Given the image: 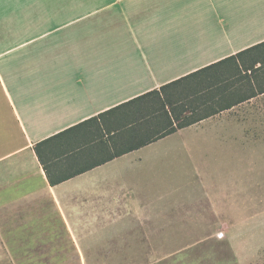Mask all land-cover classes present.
<instances>
[{"label": "crops", "instance_id": "1", "mask_svg": "<svg viewBox=\"0 0 264 264\" xmlns=\"http://www.w3.org/2000/svg\"><path fill=\"white\" fill-rule=\"evenodd\" d=\"M11 14L0 19L1 251L32 264H120L111 252L171 251L170 236L180 228L214 239L206 262L264 264V222L250 224L245 213L256 195L240 192L233 174L213 191L201 176L213 155H236L232 131H240L239 118L255 116L257 95L238 102L229 94L231 79L222 91L230 107L219 108L215 86L211 94L184 93L173 113L166 105L170 117H206L54 185L33 148L89 118H135L122 110L100 114L174 80L180 81L167 90L186 92L190 80L183 77L264 41V0H66L28 4L21 18ZM241 132V148L254 146V132ZM112 134L102 127L82 149L53 159L49 171L65 175L99 162ZM163 161L200 172L197 215L174 213L154 223L144 210L151 201L134 187ZM128 217L136 230L124 233L135 238L115 245L110 236Z\"/></svg>", "mask_w": 264, "mask_h": 264}, {"label": "rangeland", "instance_id": "2", "mask_svg": "<svg viewBox=\"0 0 264 264\" xmlns=\"http://www.w3.org/2000/svg\"><path fill=\"white\" fill-rule=\"evenodd\" d=\"M64 2L66 0H0V19H6L11 17V12L14 10V17H22L23 8L28 4H34L39 2ZM5 28V27H4ZM1 29V28H0ZM257 63L256 66H259ZM264 65H260L259 74L256 77L253 76L254 81L257 83L264 76ZM259 76V78H258ZM255 116L254 118H239L238 125L240 131L236 128L233 129L232 135L235 138L234 144L238 147V152L234 156L233 154L219 153L217 156H212L211 166L202 170L203 181L207 182V186L210 190H214L217 182L218 184L222 179L226 180L230 184V175L236 176L239 183V191L244 189L253 191L256 195V201L254 204H248L253 208L250 224L254 225L264 222V209H261L264 203H258L259 198L264 199V93L257 95L255 101ZM233 127V126H232ZM243 132L255 134L254 146L251 145L248 149L243 150L240 146L242 141ZM238 143H237V142ZM199 156H197L198 158ZM166 165V166H165ZM157 170H150L140 173L142 176L141 184L135 185L134 190L148 197L151 202L146 203L145 211L149 215H152V221L154 223H161L170 214H187L190 211L193 215H197L196 209L201 207L203 203V192L200 187V180L198 178L199 171L193 167L190 169H182L178 166L172 165L163 161ZM152 171V172H151ZM205 194V193H204ZM264 208V207H263ZM243 213V211H241ZM244 214V213H243ZM175 216V215H174ZM244 217V215H242ZM245 219V218H244ZM247 220V217H246ZM244 221V220H242ZM137 222L133 218H127L121 221L119 229L122 230L117 234L110 236L116 240L115 245H120L119 242H123V238L134 240V235H126L125 231L136 230ZM135 225V226H134ZM185 230V229H184ZM175 232H179V235L170 236L173 241L167 248L172 247L171 251H114L111 252L115 255V258H121L122 261H116L120 264H217L218 260H211L206 262L202 260L203 256H208L210 252H207L206 246L214 244L213 238H208L207 235H203L200 230L191 231L185 230L182 232L180 228L174 229ZM184 233V234H182ZM128 234V233H127ZM217 238H221V235H217ZM203 249V250H202ZM34 253L36 258H50L53 259L55 254H63L65 252H30ZM104 253V252H102ZM108 253V252H106ZM215 253V252H212ZM228 254L225 251V254ZM45 254V256H44ZM51 255V256H50ZM216 258V257H215ZM224 258L219 259L225 260ZM35 261H24L12 259L8 256V252L0 250V264H32ZM49 264V263H46ZM59 264V263H52ZM62 264H76L74 261L63 262ZM91 264H94L91 262ZM113 264V263H111ZM118 264V263H115Z\"/></svg>", "mask_w": 264, "mask_h": 264}, {"label": "trees", "instance_id": "3", "mask_svg": "<svg viewBox=\"0 0 264 264\" xmlns=\"http://www.w3.org/2000/svg\"><path fill=\"white\" fill-rule=\"evenodd\" d=\"M257 63H260L259 66H256ZM260 65H264V41L183 77L190 80L186 92L175 89L167 90L169 87L176 86L180 81L179 79L174 80L161 86L160 89L148 91L100 114L103 116L122 110L135 118H89L35 143L34 151L46 172L49 183L54 185L98 163L161 138L177 128L203 119L201 117H206V114L196 118L195 115L187 118L170 117L166 105H170V113H173V102L184 93H193L195 90H199L211 94V89L215 86V92L222 93L217 100L219 108L232 105V102L222 103L223 101L226 102L228 96L222 91L229 79L233 85L229 94L231 97L240 96L238 102L264 93V76L259 80L257 79L259 81L257 83L253 79V76L256 77L255 74L260 75ZM242 88H246L245 92L247 93H243L247 95L245 97L241 94ZM140 116L144 118H137ZM150 116L153 118H146ZM102 127L108 136L109 133H113L110 136L112 148L109 149L107 143H103L101 146L102 154L108 152L106 156L102 157V160L89 163L65 175H53L49 171V165L53 159L82 149L88 143V138L93 137L98 130H102Z\"/></svg>", "mask_w": 264, "mask_h": 264}]
</instances>
